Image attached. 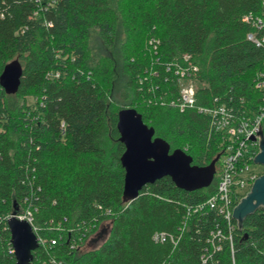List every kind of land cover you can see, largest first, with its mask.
I'll return each mask as SVG.
<instances>
[{
  "label": "trees",
  "instance_id": "trees-1",
  "mask_svg": "<svg viewBox=\"0 0 264 264\" xmlns=\"http://www.w3.org/2000/svg\"><path fill=\"white\" fill-rule=\"evenodd\" d=\"M263 2L0 0V76L14 59L23 66L17 93L0 84V264H16L8 219L25 211L39 239L33 264H264V207L242 231L217 208L197 210L218 190L222 138L207 115L171 104L188 56L199 104L257 108L264 45L248 33L264 31L244 18L261 15ZM120 29L128 90L117 98V61L94 63L90 43L97 33L116 47ZM125 107L171 152L201 167L216 160L212 183L188 190L165 176L126 200Z\"/></svg>",
  "mask_w": 264,
  "mask_h": 264
},
{
  "label": "water",
  "instance_id": "water-1",
  "mask_svg": "<svg viewBox=\"0 0 264 264\" xmlns=\"http://www.w3.org/2000/svg\"><path fill=\"white\" fill-rule=\"evenodd\" d=\"M22 75V63L14 59L5 65L0 84L7 93L15 94L20 88ZM118 129L121 141L125 144L121 162L125 169L126 200L137 198L145 185L165 176H170L177 186L188 190L201 189L212 183L216 160L209 166L201 167L194 165L192 158L183 150L171 152L166 140L154 137V128L145 123L137 109L125 107L118 112ZM258 133L260 152L255 156L254 163L264 166L263 128ZM261 207H264V171L234 207L233 218L237 220L241 231L244 230V220L259 213ZM19 214L14 212L8 219L16 264H33V251L39 245L38 236L32 224L18 217Z\"/></svg>",
  "mask_w": 264,
  "mask_h": 264
},
{
  "label": "built area",
  "instance_id": "built-area-1",
  "mask_svg": "<svg viewBox=\"0 0 264 264\" xmlns=\"http://www.w3.org/2000/svg\"><path fill=\"white\" fill-rule=\"evenodd\" d=\"M244 19L252 21L258 30L264 31V9L261 15L252 18L245 16ZM248 39L253 40L257 45H264V33L260 37L254 32L248 33ZM185 60L186 64L176 71L179 74L180 89L179 95L171 100V104L178 106L181 111L196 109L199 113L207 115L211 130L221 136L223 146V167L218 190L197 210L204 207L217 208L230 222L234 207L261 174L253 169V164H255V156L260 152L258 131L261 128L264 130V69L255 78V86L262 94L255 110L247 105L237 107L229 105L220 101L218 97L214 98L213 104L204 105L198 103L197 97L199 66L190 61L188 56ZM18 217L32 224L33 217L30 211L21 212ZM217 234L220 235L221 231L219 230ZM158 236L156 235L157 238Z\"/></svg>",
  "mask_w": 264,
  "mask_h": 264
},
{
  "label": "rangeland",
  "instance_id": "rangeland-1",
  "mask_svg": "<svg viewBox=\"0 0 264 264\" xmlns=\"http://www.w3.org/2000/svg\"><path fill=\"white\" fill-rule=\"evenodd\" d=\"M125 39V35L123 33V30L120 29L119 33V39L116 47L110 48L107 47L99 38L97 33H94L93 38L91 39V54H92V61L96 63L99 61L101 58L110 56L114 57L116 59V85H115V94L117 98L120 97L123 91H127L128 89V78L123 72V67H122V61H123V56L121 53V46L123 45V41ZM32 99H29L31 101ZM121 105L124 104V101L121 99L119 100ZM253 169H255L257 172L262 173L264 171V166L259 165V164H253ZM95 244H98L102 239L103 236L101 237H95Z\"/></svg>",
  "mask_w": 264,
  "mask_h": 264
}]
</instances>
